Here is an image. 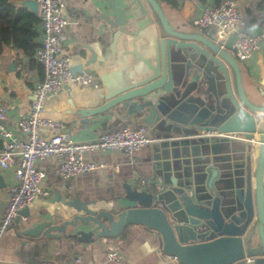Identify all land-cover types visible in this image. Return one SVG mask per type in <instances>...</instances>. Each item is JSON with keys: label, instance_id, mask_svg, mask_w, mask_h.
Returning <instances> with one entry per match:
<instances>
[{"label": "crops", "instance_id": "obj_1", "mask_svg": "<svg viewBox=\"0 0 264 264\" xmlns=\"http://www.w3.org/2000/svg\"><path fill=\"white\" fill-rule=\"evenodd\" d=\"M6 1L27 7L28 0ZM62 1V13L67 20L62 53L70 57L74 69L97 73L100 85L97 88L73 84L64 86L44 102L42 115L62 121L65 130L77 142L95 140L104 131L123 123L145 125L152 140L137 150L131 159L120 149L107 150L102 154L88 151L85 154L87 159L118 164V171L103 166L63 178L58 174L59 161L56 158L37 160L35 167L45 172L41 186L48 194L38 195L0 236V264H38L41 260L69 262L74 257L87 264H114L105 253L115 244L127 264H175L162 250L160 235L149 227L127 224L116 237H102L93 232L89 238L87 233L93 223H84L81 218L89 210L116 214L134 205L129 191L140 189L139 177L154 179L157 186L173 181L176 184L193 183L203 162L214 161L221 174L230 178L228 182L243 185L250 162L248 142L241 133H235V137L227 140L215 136L214 148L210 150L214 152L211 153L196 143L193 137L179 131L181 123L178 120L182 118L179 110L187 109V98L179 105H173L172 96H165L173 105L169 111L168 129L166 124L160 125V130H157L144 122L142 117L147 112L127 117H118L108 111L97 112L95 109L107 101L112 91L137 84L144 77L146 67L138 55L153 58L154 41L161 27L145 1V9L155 20L151 23L147 22L134 0ZM176 2L175 6H171L167 1L160 0L162 10L173 27L202 34L211 31L210 28L200 30L191 22V17L202 6L197 0ZM237 2L243 10L246 25L253 31L258 30L264 22V0ZM120 9L124 11L123 18L119 16ZM34 14L38 15L37 12ZM117 19L125 20L126 32H120L116 37L122 27ZM33 29L37 33L34 41L39 45L40 22ZM133 30L139 31L133 34ZM241 65L242 79L245 68L249 72V81L258 83L264 75V49L255 52L248 63L241 62ZM41 76L42 68L33 55L10 45L0 51V98L7 108L4 124L19 136L24 137L25 134L17 130V120L28 112L32 82ZM173 115H177V119L172 118ZM168 134L171 136L166 137ZM39 135L47 138L49 132L40 126ZM252 156L255 160L256 153ZM13 182V168L0 166V217L7 203V188ZM37 223L46 225L38 236L24 233ZM254 239L259 241L257 233ZM251 263V260L245 262Z\"/></svg>", "mask_w": 264, "mask_h": 264}, {"label": "water", "instance_id": "obj_2", "mask_svg": "<svg viewBox=\"0 0 264 264\" xmlns=\"http://www.w3.org/2000/svg\"><path fill=\"white\" fill-rule=\"evenodd\" d=\"M134 1L151 23L154 18L143 1L149 4L161 27L154 41V56L138 55L146 67L144 77L137 84L112 91L95 110L118 117L147 112L144 122L157 130L166 124L168 129L170 108L187 98V109H178L182 117L179 131L209 151L214 148L215 136H203L202 131L241 133L248 142L250 162L240 186L228 182L230 178L221 174L214 161H208L202 163L193 183L173 181L157 186L154 182L149 190H130L134 205L116 214L89 210L81 218L84 223H93L87 236L97 232L102 237H116L127 224H141L155 230L162 250L184 264H245L248 256H254L251 264H264V121L258 123V112L264 114V105L251 103L245 95L240 65L229 51L233 34L221 48L213 41L212 30L202 34L173 27L160 0ZM27 7L37 12L35 0H28ZM119 16H124L122 9ZM117 21L122 27L116 37L126 32L125 20ZM256 84L264 94V75ZM166 95L172 96L173 105ZM172 118L177 119V115ZM256 129L259 136L254 160L249 140ZM45 226L37 223L24 233L38 236ZM256 233L259 241L254 239Z\"/></svg>", "mask_w": 264, "mask_h": 264}, {"label": "built area", "instance_id": "obj_3", "mask_svg": "<svg viewBox=\"0 0 264 264\" xmlns=\"http://www.w3.org/2000/svg\"><path fill=\"white\" fill-rule=\"evenodd\" d=\"M37 14L40 18L41 37L33 57L42 68V76L32 82L28 112L17 120V130L25 136L17 135L5 126L7 108L0 98V166L12 167L14 182L7 188V203L0 217V236L15 221L19 213L25 209L38 195L48 194L41 182L45 172L35 167V162L47 157L59 161L58 174L63 178H71L80 173L109 166L118 171V164L105 160L87 159L88 151L102 154L107 150L120 149L131 159L141 147L148 145L152 138L145 125L131 126L118 124L104 131L92 141H74L65 130V124L56 119L44 117V102L58 93L68 84L97 88L100 85L99 75L91 70L81 72L72 69L70 57L62 53L66 39L67 20L62 11V0H35ZM196 1V0H194ZM191 22L198 29L210 28L213 41L224 47L225 41L232 33L231 55L238 61L250 60L254 53L264 49V22L258 30L253 31L246 25V18L237 0H222L217 5H202L191 17ZM44 126L49 136L39 135V127ZM203 136H219L231 138L235 133L202 131ZM259 131L253 134L249 143H258ZM154 179L139 177V188L149 190ZM105 256L114 264H127L117 244L109 248ZM169 261L175 264L178 257L167 254ZM247 257L246 260H253ZM38 264H87L74 257L69 262L41 260Z\"/></svg>", "mask_w": 264, "mask_h": 264}, {"label": "trees", "instance_id": "obj_4", "mask_svg": "<svg viewBox=\"0 0 264 264\" xmlns=\"http://www.w3.org/2000/svg\"><path fill=\"white\" fill-rule=\"evenodd\" d=\"M171 6L176 0H165ZM201 5H217L222 0H197ZM260 6V3H259ZM40 22L38 15L24 5H14L0 0V51L10 45L32 56L38 44L34 41L36 31L33 26Z\"/></svg>", "mask_w": 264, "mask_h": 264}, {"label": "rangeland", "instance_id": "obj_5", "mask_svg": "<svg viewBox=\"0 0 264 264\" xmlns=\"http://www.w3.org/2000/svg\"><path fill=\"white\" fill-rule=\"evenodd\" d=\"M245 63H248L249 60L244 61ZM240 67L241 62H238ZM243 79H242V84L244 88L245 95L247 99L254 104L258 105H264V94L260 93V91L257 89V84L249 81V72L243 68ZM258 123H262L264 121V114L262 112H258ZM257 143H251V148H252V155H255L257 152ZM253 157V156H252ZM252 167V166H251ZM254 167V166H253Z\"/></svg>", "mask_w": 264, "mask_h": 264}, {"label": "bare ground", "instance_id": "obj_6", "mask_svg": "<svg viewBox=\"0 0 264 264\" xmlns=\"http://www.w3.org/2000/svg\"><path fill=\"white\" fill-rule=\"evenodd\" d=\"M256 156H257V152H256ZM256 160V159H255Z\"/></svg>", "mask_w": 264, "mask_h": 264}]
</instances>
